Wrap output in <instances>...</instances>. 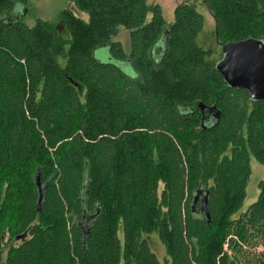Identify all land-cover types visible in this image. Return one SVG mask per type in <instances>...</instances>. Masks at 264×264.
<instances>
[{"label":"trees","instance_id":"16d2710c","mask_svg":"<svg viewBox=\"0 0 264 264\" xmlns=\"http://www.w3.org/2000/svg\"><path fill=\"white\" fill-rule=\"evenodd\" d=\"M68 2L88 22L66 9L29 27L12 21L28 0H0V264H264V180L234 218L251 158L264 165V101L228 87L197 45L204 18L183 3L168 27L159 7L146 24L147 0ZM202 2L222 47L264 40V0ZM104 48L136 77L96 60Z\"/></svg>","mask_w":264,"mask_h":264},{"label":"rangeland","instance_id":"374dc122","mask_svg":"<svg viewBox=\"0 0 264 264\" xmlns=\"http://www.w3.org/2000/svg\"><path fill=\"white\" fill-rule=\"evenodd\" d=\"M183 3L192 5L196 12L204 18L203 31L197 38V45L205 51H212L214 55L211 60L213 63H218L223 57V47L219 45L216 40L215 20L209 13L207 7L203 4L202 0H147L148 13L146 17V24L151 22L152 18L154 17V9L159 7L162 11L166 25L171 27L175 23V10L178 5ZM66 9H70L76 17L88 22L87 14L77 10L73 4L68 2V0H28V4L25 7H23L21 4H17L15 10L13 11L14 13L12 21L21 22L29 27H32L35 25L37 20H43L57 26L59 25L61 13ZM4 15H0V21L2 20L4 22H8L11 20L9 17ZM113 42H120L125 54L127 56L131 54L129 30L120 28L118 35L113 38ZM158 45L160 48H164L165 43L162 40L158 43ZM67 48L68 45H66V49ZM157 53L159 54L161 52L158 50ZM94 57L96 60L102 63H114L123 71V73L129 77H136L135 71L130 66H128V64L126 65L125 63L114 60L111 61V55L108 48L96 50L94 52ZM250 166L251 176L246 189V200L244 201L241 210L236 215H234V218H238L240 214L246 213L249 207L257 201L260 194L259 184L264 180V165L258 163L254 158H251ZM3 238L4 242L7 243L4 249L5 255L7 253V248L9 247V241H7V239H9L8 234L6 233ZM118 238L121 245H123L124 235L122 224L119 226ZM148 238L152 251L163 263L167 258L164 245L160 242L158 236L155 233L149 237H145V239ZM14 244L20 245V241L14 242Z\"/></svg>","mask_w":264,"mask_h":264},{"label":"water","instance_id":"95a60500","mask_svg":"<svg viewBox=\"0 0 264 264\" xmlns=\"http://www.w3.org/2000/svg\"><path fill=\"white\" fill-rule=\"evenodd\" d=\"M223 52L222 59L216 64V70L225 83L231 88L247 90L254 102L264 101V40L249 38L237 43H227L223 47ZM198 108L203 115V121L206 118L220 121L221 113L216 106L206 107L199 104ZM36 185L39 196L38 211L40 212L44 197L40 176L36 177ZM207 198V195L202 197V212L209 218ZM83 235L86 243L88 232L84 229Z\"/></svg>","mask_w":264,"mask_h":264},{"label":"bare ground","instance_id":"6f19581e","mask_svg":"<svg viewBox=\"0 0 264 264\" xmlns=\"http://www.w3.org/2000/svg\"><path fill=\"white\" fill-rule=\"evenodd\" d=\"M83 85V84H82ZM228 86V85H227ZM229 87V86H228ZM231 88V87H230ZM232 89H237V88H232ZM239 90V89H238ZM245 91H247V90H245ZM248 92V91H247ZM249 93V92H248ZM249 97H250V93H249ZM250 100H251V98H250ZM251 101H253V100H251ZM254 102V101H253Z\"/></svg>","mask_w":264,"mask_h":264}]
</instances>
